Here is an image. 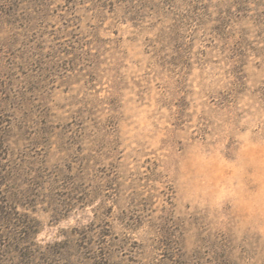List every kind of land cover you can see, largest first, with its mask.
Here are the masks:
<instances>
[{
  "label": "rangeland",
  "instance_id": "rangeland-1",
  "mask_svg": "<svg viewBox=\"0 0 264 264\" xmlns=\"http://www.w3.org/2000/svg\"><path fill=\"white\" fill-rule=\"evenodd\" d=\"M0 264H264V0H0Z\"/></svg>",
  "mask_w": 264,
  "mask_h": 264
}]
</instances>
